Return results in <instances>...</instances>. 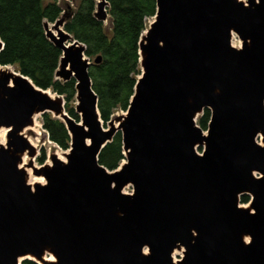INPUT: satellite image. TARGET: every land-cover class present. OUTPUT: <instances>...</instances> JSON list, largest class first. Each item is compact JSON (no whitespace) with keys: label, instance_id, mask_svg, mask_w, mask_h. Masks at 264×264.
Listing matches in <instances>:
<instances>
[{"label":"water","instance_id":"water-1","mask_svg":"<svg viewBox=\"0 0 264 264\" xmlns=\"http://www.w3.org/2000/svg\"><path fill=\"white\" fill-rule=\"evenodd\" d=\"M61 5L44 30L62 54L56 79L76 81L81 121L62 96L0 65V264H264V0H157L130 106L106 129L92 62L64 29L73 8ZM108 6L97 0L103 23ZM45 113L71 147L65 160L31 163L43 180L31 185L20 165L37 151L23 132ZM118 132L125 160L109 171L99 156Z\"/></svg>","mask_w":264,"mask_h":264},{"label":"trees","instance_id":"trees-1","mask_svg":"<svg viewBox=\"0 0 264 264\" xmlns=\"http://www.w3.org/2000/svg\"><path fill=\"white\" fill-rule=\"evenodd\" d=\"M108 26L95 17L97 0H75V8L65 23V31L82 43L92 62L89 74L98 97V108L104 125L118 111L130 106L138 77L141 76L139 42L149 19L157 13V0H108ZM56 0H0V65L15 67L37 87L50 90L64 98L69 115L80 122L76 113V81L63 82L55 73L61 51L51 42L44 23H55L63 14ZM100 58L99 63H94ZM43 129L48 139L67 151L71 137L65 124L51 113L42 115ZM212 114L206 109L197 124L207 131ZM125 160L123 139L118 132L99 156V163L109 171L117 170ZM43 164L44 156L39 159ZM250 196L243 195L240 204H248ZM22 264H37L25 260Z\"/></svg>","mask_w":264,"mask_h":264},{"label":"rangeland","instance_id":"rangeland-1","mask_svg":"<svg viewBox=\"0 0 264 264\" xmlns=\"http://www.w3.org/2000/svg\"><path fill=\"white\" fill-rule=\"evenodd\" d=\"M58 3L64 2L67 3L68 5H70L72 8H75V0H56ZM153 21L152 19H149L147 22V27L149 26V23ZM108 21L105 22V25L108 26ZM233 44H235L236 47H239L241 45V41L239 40L238 37H235V39H233ZM3 68V67H2ZM11 68V70H16L15 67H11L9 66V69ZM52 93V92H51ZM53 95H55L54 93H52ZM126 112L124 111H118L115 113V116H121L123 114H125ZM42 115H38L35 118V126L33 128H28L26 129L24 132L25 137H27L30 141V143L33 145V147L36 149L37 153L34 157H30L28 156V154H25V156H27V168L25 169L22 165L21 167L24 168V170L29 174V179H30V183L32 184L34 181L35 182H39V183H43L42 179H38L39 177H36L34 175V170L33 168H31L30 164L32 163L33 166H35L36 168H40L41 166H43L44 164H51V156L53 154H56L57 156H59L61 159L65 160L64 154L67 151L62 150L61 148H59L57 145H55L54 143H52L49 139H48V135L46 133V131L43 129V125H42ZM36 125H38V129H39V133L37 132L38 130H36ZM103 128H108V125H104L103 124ZM5 130H3L4 132ZM206 132V131H205ZM33 133V135L31 134ZM40 134V135H39ZM0 142L5 144L6 143V135L1 136L0 134ZM204 147H198L197 148V152L199 154L202 153ZM24 156V157H25ZM44 156V162L43 164H41L39 162V159L41 157ZM30 163V164H29ZM30 169V171H29ZM32 179V180H31ZM125 193H132V187H127L125 189ZM241 207H247L248 204H240ZM183 257V252L182 251H175V253L173 254V258L175 261L180 260Z\"/></svg>","mask_w":264,"mask_h":264},{"label":"bare ground","instance_id":"bare-ground-1","mask_svg":"<svg viewBox=\"0 0 264 264\" xmlns=\"http://www.w3.org/2000/svg\"><path fill=\"white\" fill-rule=\"evenodd\" d=\"M146 30V29H145ZM235 39V38H234ZM234 46H235V44H233ZM11 69V68H10ZM51 95H53L52 93H51ZM36 130H38L37 132L39 133V129H38V125H36ZM25 132H23V134H24ZM0 134H1V136H4L5 135V131L3 132V130L0 132ZM40 135V134H39ZM25 136V135H24ZM25 156V155H24ZM60 158V157H59ZM28 161H27V156H25V157H23V160H22V163H21V165L26 169L27 168V165H28V163H27ZM30 164V163H29ZM21 165H20V168H22V169H24L23 167H21ZM29 171H30V169H29ZM38 179H42V178H38ZM32 180V179H31ZM40 182V181H39ZM39 182H33L31 185H34V184H36V183H39Z\"/></svg>","mask_w":264,"mask_h":264}]
</instances>
